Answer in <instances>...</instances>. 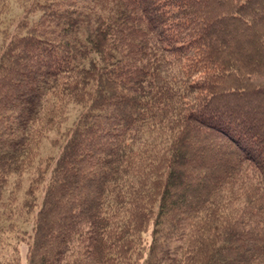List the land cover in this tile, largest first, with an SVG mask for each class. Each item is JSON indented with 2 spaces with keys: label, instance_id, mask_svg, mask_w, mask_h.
Returning <instances> with one entry per match:
<instances>
[{
  "label": "trees",
  "instance_id": "16d2710c",
  "mask_svg": "<svg viewBox=\"0 0 264 264\" xmlns=\"http://www.w3.org/2000/svg\"><path fill=\"white\" fill-rule=\"evenodd\" d=\"M18 2L0 234L21 232L25 264H264V0ZM51 132L27 232L3 193Z\"/></svg>",
  "mask_w": 264,
  "mask_h": 264
},
{
  "label": "rangeland",
  "instance_id": "374dc122",
  "mask_svg": "<svg viewBox=\"0 0 264 264\" xmlns=\"http://www.w3.org/2000/svg\"><path fill=\"white\" fill-rule=\"evenodd\" d=\"M8 6V7H7ZM7 10L5 14H2L0 18V29L3 27L13 26L16 24L18 18L22 13V4L18 0H9L6 3ZM0 42H1V33H0ZM79 109L76 107L71 108L68 119L69 123L76 117ZM67 124V125H68ZM57 136L54 132L48 134V138L43 140L39 145V156L41 157L40 161L36 157L34 164L28 169L20 178L21 180L17 181V184L20 186L16 189L14 188L16 180L14 178L10 179L7 188L4 190L2 201L7 205L9 202L14 201L15 211L18 213L16 216V223H19L22 230L30 232L31 222L33 215L27 214L24 207V201L26 200V191L29 186H36L37 178H35V169L38 166L43 167L45 165V159L48 157H53L57 153V149L52 146L51 140ZM50 161V160H49ZM42 184L39 185V188H42ZM40 190V189H39ZM38 202L40 201L41 193ZM37 194V195H38ZM7 210V207H3ZM25 218L29 219L28 223H25ZM23 219V220H22ZM21 234V232H18ZM15 232H6L5 234H0V264H25L26 261V251L27 243L18 238L19 234ZM14 249L15 254H14Z\"/></svg>",
  "mask_w": 264,
  "mask_h": 264
}]
</instances>
